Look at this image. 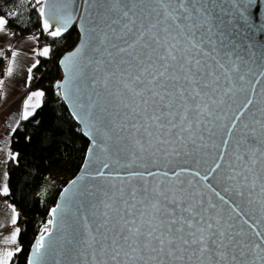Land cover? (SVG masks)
Segmentation results:
<instances>
[{"label":"snow or ice","instance_id":"snow-or-ice-1","mask_svg":"<svg viewBox=\"0 0 264 264\" xmlns=\"http://www.w3.org/2000/svg\"><path fill=\"white\" fill-rule=\"evenodd\" d=\"M27 2L30 9L39 5L41 27L48 36L62 37L75 22L74 0ZM85 5L80 26L84 43L61 59L66 79L57 83V94L73 102V116L87 129L86 158L95 155L100 161L96 177L105 178L109 156L117 164L128 161L124 166L131 170L115 177L119 185L85 187L86 199L75 211L69 207L70 189L65 188V203L50 210L53 219L47 225L59 223L61 233L72 228L71 238L54 236L46 226L25 264H48L60 239L65 255L75 253L78 264H264V237L253 243L233 232L217 206L185 178L186 169L142 172L134 167H139L138 161L187 156L208 146L216 122L232 109L237 93L245 91V75L253 71H244L248 61L238 54L232 59L240 46L232 34L243 37L241 43L251 50L253 45L245 42L264 33V0H85ZM0 12V33H6L9 13ZM49 53L45 46L36 55L47 58ZM16 56L13 52V61ZM40 63L34 59L28 68L26 86ZM12 73L9 67L7 74ZM259 75L264 77V67ZM3 83L0 79V87ZM44 95L36 90L26 97L23 120L42 106ZM252 104L246 98L243 108ZM243 115L241 111L234 116L239 127L233 122L228 128V136L235 130L236 137L224 178L242 181L253 191L259 182L264 194V109L259 115L251 113L250 122L241 121ZM18 127H11L9 134ZM222 143L226 150L229 140ZM18 155L8 151L0 164L18 165ZM218 161L207 174L190 175L208 181L222 168L223 152ZM8 179V171H0L4 197L10 195ZM9 207L10 218L0 219V245L14 247H0V264H18L14 257L24 251L21 217L15 206ZM74 219L82 222L80 229L73 227ZM255 235L261 237L258 231Z\"/></svg>","mask_w":264,"mask_h":264},{"label":"trees","instance_id":"trees-1","mask_svg":"<svg viewBox=\"0 0 264 264\" xmlns=\"http://www.w3.org/2000/svg\"><path fill=\"white\" fill-rule=\"evenodd\" d=\"M38 8L37 5L30 9L27 0L22 3L0 0V9L9 13L8 25L17 31V36L35 34L40 48H50L49 57H40L41 63L30 85L31 89L45 93L43 104L13 133L11 152L19 154V163H7L10 190L7 200L19 211V223L23 225L20 243L24 251L14 257L18 264H25L34 241L51 220L50 210L63 188L80 171L88 149V141L55 90L56 83L62 79L59 60L77 45L79 33L74 29L62 39H52L42 30ZM13 12L19 15L13 17Z\"/></svg>","mask_w":264,"mask_h":264},{"label":"water","instance_id":"water-1","mask_svg":"<svg viewBox=\"0 0 264 264\" xmlns=\"http://www.w3.org/2000/svg\"><path fill=\"white\" fill-rule=\"evenodd\" d=\"M77 4L79 5L78 8ZM72 9L75 21L73 26L69 28L68 32L62 37H51L55 40L62 39L74 29L78 31L80 36L77 45L72 50L66 52L59 60L62 79L58 82L66 79L65 70L60 63L61 59L65 55L70 54L77 46H82L84 43L83 32L81 31L80 26L83 23V17L86 15L85 0H74ZM253 14L255 15V10H253ZM86 26L85 23V27ZM232 36L235 37L237 44L240 45L235 49L232 59L236 60L238 54L239 57H243L248 61L247 66H242L244 67V71L247 72V67H251L253 71L245 75V91L237 93L236 103L232 105V109L228 111L226 116L221 114V118L216 122V127L214 129L215 136L211 141L207 142L208 146L200 150L198 153L187 156L173 157L167 160H156L154 162L138 161L136 163L139 167H136L135 165L134 167L136 170L142 172L146 169H151L152 171L171 169L179 171L181 168L186 169L189 174H186L185 178L193 181L206 201L211 200L217 206V210L221 215L233 225V232L240 233L241 237L248 242L259 243L260 239L264 237V194L261 193L260 183L257 182L256 189L253 191L250 187L242 186V181L237 182L235 180H227L224 177L230 171L226 168V162L232 158L236 137L235 130H233L231 138L228 136V128L233 122H235L238 127L240 125V121H234V116L239 115L240 112L243 111L244 115L241 116V121L250 122L252 118L251 113L259 115L260 110L264 109V77L259 75L261 67H264V59H262V56H264V33L258 32L254 38L245 42L253 45L250 51L244 43H241L243 37L237 35L235 32ZM250 53H253L254 55H251ZM249 81L250 83H247ZM256 81H259V83ZM56 85L55 90L59 92L60 89H58ZM58 96L66 105L71 117L76 122L83 135V131L87 129H85L84 125L79 123L73 116V112L75 111L73 102L66 100L63 95ZM246 98L253 100V104L249 105L247 110L243 108V102ZM85 139L88 141L89 147L90 141L87 137H85ZM224 140H229L226 150L222 143ZM221 152L225 155V162H222L221 169H217V172L209 175L208 181H200L199 177H192L190 175L192 171H199L201 175L207 174L210 169L215 166V162H219L218 156ZM107 162L109 163V168L104 169L105 178H99L96 177V170L100 166V161L96 159L95 155L92 157H85L84 163L78 174L63 188V190L65 188L70 189L69 195L71 200L69 207H71L73 211H75L76 206L82 205L85 201L86 197L83 192L85 187L89 190H94L95 187L100 184L111 183L119 185L121 180L116 179L115 177H124L127 172L131 170L124 166L128 161L122 160L120 164H117L115 159L109 156ZM148 179L154 180L156 178ZM73 180L77 181V185L73 186L71 184ZM63 190L61 191L54 207L58 204L63 205L65 203ZM217 192L220 196L224 197V200H220L219 196L216 195ZM81 211L86 212V209L82 207ZM59 216L60 214L58 213V220ZM49 217L51 220L53 219L51 212L49 213ZM245 221H247V223H245ZM73 227L80 229L82 227V222H77L74 219ZM49 229L53 232L54 236L62 235L68 239L71 238L72 228L65 227L63 233H61L59 231L60 225L58 223L55 226L50 225ZM257 231L261 233V237L255 235ZM37 239H39V236L36 240ZM65 249L66 245L64 244V239H60L57 244V252L49 257L48 264H78L76 254L71 253V255H65ZM80 264H83V261H81Z\"/></svg>","mask_w":264,"mask_h":264},{"label":"crops","instance_id":"crops-1","mask_svg":"<svg viewBox=\"0 0 264 264\" xmlns=\"http://www.w3.org/2000/svg\"><path fill=\"white\" fill-rule=\"evenodd\" d=\"M6 29V33H0V52L3 53L0 56V79L4 82L3 86L0 87V148L4 149L3 152H0V157L5 159H7V152L11 151L13 133L9 134L10 128L16 127L24 121L22 118L23 102L31 92L40 90L31 89V84L26 86V81L29 75L28 68L34 59L40 60L41 56L36 55V53L43 49L39 47L37 35L31 34L20 37L14 33L9 25L6 26ZM13 52L17 53L15 61L12 58ZM9 67L13 69L11 76L7 74ZM34 72L35 69H33V76ZM31 103H35V98ZM28 110L31 111V107ZM2 170H7V164H0V171ZM9 205L11 203L7 200V197L0 195V219H4L6 215L10 218L11 208ZM17 213H19L18 210ZM5 222L8 221L5 220ZM3 231L8 232L11 229L5 228ZM0 247L14 246L0 245Z\"/></svg>","mask_w":264,"mask_h":264},{"label":"built area","instance_id":"built-area-1","mask_svg":"<svg viewBox=\"0 0 264 264\" xmlns=\"http://www.w3.org/2000/svg\"><path fill=\"white\" fill-rule=\"evenodd\" d=\"M12 30H13V29H12ZM13 31H14V33L17 32L16 30H13ZM42 225H44V224H42ZM47 226H48V228H49L50 225H47ZM20 227L23 228V225H20Z\"/></svg>","mask_w":264,"mask_h":264},{"label":"rangeland","instance_id":"rangeland-1","mask_svg":"<svg viewBox=\"0 0 264 264\" xmlns=\"http://www.w3.org/2000/svg\"><path fill=\"white\" fill-rule=\"evenodd\" d=\"M57 179H61L60 177H56ZM22 225V223H18V226Z\"/></svg>","mask_w":264,"mask_h":264}]
</instances>
